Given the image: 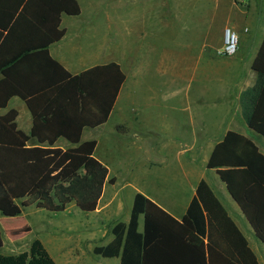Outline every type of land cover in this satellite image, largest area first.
Returning <instances> with one entry per match:
<instances>
[{"label":"trees","instance_id":"16d2710c","mask_svg":"<svg viewBox=\"0 0 264 264\" xmlns=\"http://www.w3.org/2000/svg\"><path fill=\"white\" fill-rule=\"evenodd\" d=\"M77 0H0V112L13 97L34 116L29 136L15 110L0 114V211L17 217L36 206L62 213L72 205L97 210L109 169L95 156L97 141H82L86 127L107 122L126 75L112 62L81 75L69 73L50 47L66 35L64 15L80 16ZM257 82L241 97L248 127L264 139V42L253 65ZM98 81V83H97ZM99 110L100 118H92ZM39 145L31 146L32 139ZM65 138L73 147L56 144ZM226 184L264 244V154L251 138L229 131L208 162ZM141 216L145 228L139 231ZM114 240L95 255L120 264H260L249 241L211 186L202 180L182 222L145 194L135 196L131 220L112 230ZM0 264H57L44 244L0 254Z\"/></svg>","mask_w":264,"mask_h":264},{"label":"crops","instance_id":"0c3cea01","mask_svg":"<svg viewBox=\"0 0 264 264\" xmlns=\"http://www.w3.org/2000/svg\"><path fill=\"white\" fill-rule=\"evenodd\" d=\"M77 1L82 13L80 16H63L62 28L66 30V35L60 42L50 47L52 57L74 76L112 62L118 63L126 75V81L107 122L97 127H86L82 134L83 142L97 141L95 156L108 167L109 178L97 210L93 213H85L87 215L84 218L80 216L81 219L74 223V231L83 236L78 237V242L72 249L77 256L78 264L85 254L83 250L89 249L91 253H94L97 247L108 246L115 238L112 232L115 225L119 222L129 223L131 220L135 196L139 191L135 190L134 194H131L133 195L132 207L126 210L121 189L117 187L120 186V179L127 180L128 175L126 174L129 173V169L124 159L120 162L113 161L114 157H119L120 154L131 150L130 142L137 146L141 154L139 157L142 163L141 169L152 170L171 163L178 168L177 170H181V177L190 184L191 192L183 200L175 201L174 199L172 202H167L159 197L150 199L161 206L172 218L182 222L200 182L205 180L247 237L259 263L264 264L263 242L256 236L255 230L229 193L226 184L215 170L208 168V162L215 146L229 131H235L251 138L247 134L248 125L243 117L241 97L257 82L258 76L253 65L264 42V0L203 1L206 12L195 16V31L191 35L192 38L190 37L198 45L200 49L197 51L198 56L203 59L199 71L196 67L170 71L165 66L166 72L179 74L185 80L182 88L183 98L168 99L163 105H159L160 108L164 106L167 108L158 109L157 114L144 115L140 111L144 108L145 102L128 93L133 90L135 77L132 76V71L124 67L123 57L117 56V59L113 55L111 19L81 18L83 12L90 7H93L95 13L96 9H101L106 5L110 7L114 0ZM207 1L213 4L214 15L208 11L209 4L207 7L205 4ZM73 17L79 19H72ZM65 18L71 19L65 20ZM218 18L220 28L213 44L211 43L210 25ZM227 28L235 30L240 35L241 47L228 62L217 65L212 55L223 47ZM141 69L142 67L137 68L136 74H139ZM152 70L151 67H147L146 71L153 73ZM212 71L220 75L213 77ZM136 79L138 82V77ZM12 110L18 113L16 119L18 129L30 136L34 127V116L27 103L19 97H13L8 102L7 108L3 109L0 114L6 115ZM239 114L245 125L241 122ZM100 116L99 110L92 114L95 120ZM174 126L176 128L183 126L181 131H186V133L169 136L173 139L169 143L159 140L162 137L161 133L167 129L171 131ZM248 129L253 131L249 127ZM260 143L256 144L264 154V141ZM30 145L35 146L39 143L33 138ZM56 146L66 150L73 147V144L65 138H60ZM154 154H156L155 157ZM109 156L112 157V161L108 159ZM200 160L201 165L198 163ZM195 168L202 171L194 170ZM195 176L198 179L193 183ZM128 196L130 198V194ZM71 207L79 209L76 204H72ZM69 210L70 208L67 212ZM43 211L47 210L30 206L25 208L20 216L14 218L6 217L0 211V254L18 255L27 252L32 243L38 239L57 264H69L71 257L68 255L70 254L68 249L62 247L57 249L53 247L54 241L50 240L49 243L52 244L54 250L52 252L53 250L39 236L43 225L40 220H37V214ZM32 217L36 219L32 220ZM144 228L145 218L141 216L139 231L143 232ZM104 259L119 260L118 264L121 262L118 257Z\"/></svg>","mask_w":264,"mask_h":264},{"label":"rangeland","instance_id":"374dc122","mask_svg":"<svg viewBox=\"0 0 264 264\" xmlns=\"http://www.w3.org/2000/svg\"><path fill=\"white\" fill-rule=\"evenodd\" d=\"M82 1L80 0V2ZM203 1L206 0H114L111 2L110 7L106 5L101 9H96L95 13L93 7L83 12L81 18L84 19H111L113 23L111 36L113 55L116 58L117 56L123 57L124 67L131 70L132 76L135 77L133 79V90L128 93L145 102L143 104L144 108L140 111L142 115L157 114L158 109L167 108V106L160 108L159 105H163L168 99L178 100L183 98L182 93L184 91L182 88L185 80L179 74L166 72L165 66L170 71L182 70L186 67H196L199 71L203 59L198 56L197 51L200 49L191 39V35L195 31V16L206 12L205 5L202 4ZM207 2L205 4L206 7L209 4L208 11L211 15H214L213 4ZM172 16H175V18H172ZM67 19L71 18H65V20ZM72 19L79 18L73 17ZM210 28L211 43L214 44V39L217 37L220 28V19L218 18L212 22ZM240 47L241 37L239 50ZM212 56H214L213 59L217 65H223L232 58L221 56L218 52ZM140 67L144 70L141 69V72L136 74L137 68ZM147 67H151L153 73H147ZM218 74L212 71L213 77L220 75ZM199 76L198 74L197 77L199 78ZM137 77L138 82H136ZM238 116L240 118L241 115ZM241 122L245 125L244 120L241 119ZM182 129L183 126L180 128L174 126L171 131L167 129L161 133L162 137L159 140L169 143L173 140L169 136L186 133V131H181ZM247 134L257 144L264 141L261 136L250 131L248 127ZM129 147L131 148L129 152L120 154V158L114 157L113 159L115 162L124 159L129 169V173L126 174L128 175L126 176L127 180H119L120 186L123 187H117L121 189L126 210L132 207L133 195L131 196V194H134L135 190L149 198L159 197L167 202H172L174 199L175 201L177 199L183 200L189 196L191 192L190 184L181 177V170H177L178 168L171 163L152 170L141 169L142 163L139 158L141 154L137 146L130 142ZM155 156L156 154H154ZM108 159L112 161L111 156ZM198 163L201 165V160ZM194 170L202 171L197 168ZM197 179V176H195L193 183ZM128 194H130V198ZM69 208L68 212L43 211L37 214V220H40L43 225L42 233L39 236L42 237L51 250H53V247L68 249L67 251L70 253L68 255L71 257L69 264H78L79 261L72 249L77 244L78 237L83 236L81 233L74 231L73 227L74 223L81 219L80 216L84 218L87 214L75 207L70 206ZM35 219V217H32V220ZM50 240L54 241L53 247L49 243ZM83 252L85 254L79 264H118L119 262V260H105L94 255L93 252L91 253L89 249H85Z\"/></svg>","mask_w":264,"mask_h":264},{"label":"built area","instance_id":"2783aa9c","mask_svg":"<svg viewBox=\"0 0 264 264\" xmlns=\"http://www.w3.org/2000/svg\"><path fill=\"white\" fill-rule=\"evenodd\" d=\"M241 2H244V0H241ZM239 45V34L235 30L227 28L224 34L223 47L218 51V53L224 57H233L238 53Z\"/></svg>","mask_w":264,"mask_h":264}]
</instances>
